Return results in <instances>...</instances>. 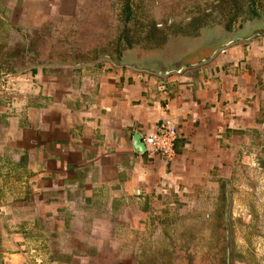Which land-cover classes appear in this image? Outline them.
I'll use <instances>...</instances> for the list:
<instances>
[{
	"label": "crops",
	"instance_id": "0c3cea01",
	"mask_svg": "<svg viewBox=\"0 0 264 264\" xmlns=\"http://www.w3.org/2000/svg\"><path fill=\"white\" fill-rule=\"evenodd\" d=\"M81 5L82 0H0V63L34 62L28 35L50 21L75 20ZM104 62L109 66L101 73L81 75ZM58 64L42 59L31 67L53 98H36L18 117L0 102V264H91L90 254L71 242L62 247L61 229L56 232L60 212L77 214L81 204L102 209L150 201L159 185L171 184L179 193L183 182L199 183L226 165L237 169V144L264 110L262 101L256 110L249 106L255 96L258 101L253 75L163 79L107 60ZM165 119L177 124L180 136L172 168L134 146L136 134L143 139ZM223 187L231 197V180Z\"/></svg>",
	"mask_w": 264,
	"mask_h": 264
},
{
	"label": "rangeland",
	"instance_id": "374dc122",
	"mask_svg": "<svg viewBox=\"0 0 264 264\" xmlns=\"http://www.w3.org/2000/svg\"><path fill=\"white\" fill-rule=\"evenodd\" d=\"M28 39L34 62L0 63V102L10 105L14 117L36 98H53L39 83V72L31 70L42 59H124L144 75L190 65L195 67L180 75H253L259 102L255 96L249 106L256 110L264 103V0H82L75 20L47 22ZM230 41L238 45L221 50ZM105 66L86 67L81 75L101 73ZM255 120L249 137L243 135L235 148L237 169L226 165L199 183L180 182L179 193L169 189L171 184L159 185L150 201L133 199L102 209L79 203L77 214L60 212L56 232H62V247L71 242L90 254L91 264H264V126L258 127L264 110ZM228 180L234 187L229 238L222 188ZM113 234L109 240L91 238Z\"/></svg>",
	"mask_w": 264,
	"mask_h": 264
},
{
	"label": "built area",
	"instance_id": "2783aa9c",
	"mask_svg": "<svg viewBox=\"0 0 264 264\" xmlns=\"http://www.w3.org/2000/svg\"><path fill=\"white\" fill-rule=\"evenodd\" d=\"M177 124L170 119L160 123L157 130L144 137L147 153L151 158H160L165 165L172 168L176 160V144L179 140Z\"/></svg>",
	"mask_w": 264,
	"mask_h": 264
},
{
	"label": "water",
	"instance_id": "95a60500",
	"mask_svg": "<svg viewBox=\"0 0 264 264\" xmlns=\"http://www.w3.org/2000/svg\"><path fill=\"white\" fill-rule=\"evenodd\" d=\"M235 45H238L237 43H235L234 41H230L229 43H227L226 45H225V47H223L221 50H224V49H226V48H229V47H233V46H235ZM102 60H107V61H110L111 63H113L114 65H117V66H121V67H131V68H135V69H137V70H141L140 68H138L137 66H132V65H130V64H127L126 63V61H124V59L121 61V62H119V61H114V60H112V59H110L109 57H103V56H99L98 58H96V59H93V60H90V61H88V62H95V61H102ZM205 61V60H204ZM88 62H82V63H68L70 66H71V64H72V66L73 65H85V64H87ZM62 65H65V63H61ZM61 64H58V65H61ZM187 67H195V65H190V66H187ZM187 67H182L181 69H179V70H176V71H171V72H166L165 74H154L153 72H149V71H145V72H147V73H150V74H152V75H157V76H159V77H161V78H163V79H165V78H168V77H170V76H174V75H172V74H174V73H176V74H178V75H180V74H182L183 72H184V70L187 68ZM141 71H144V70H141ZM134 146H135V149L137 150V151H139L140 153H145L146 152V150H147V148H146V145H145V143L143 142V140H142V137H141V135L140 134H136L135 135V137H134ZM226 198H227V210H226V213H225V217H224V221H225V223H226V226H227V228H228V231H227V235H228V238H229V236H230V231H229V224L231 223L230 222V209H231V202H230V193L229 192H227V195H226ZM232 254H231V250H230V248L228 249V257L230 258V256H231Z\"/></svg>",
	"mask_w": 264,
	"mask_h": 264
},
{
	"label": "flooded vegetation",
	"instance_id": "af4514ba",
	"mask_svg": "<svg viewBox=\"0 0 264 264\" xmlns=\"http://www.w3.org/2000/svg\"><path fill=\"white\" fill-rule=\"evenodd\" d=\"M143 140V139H142ZM144 142V141H143ZM147 148V147H146ZM145 153H147V150H146V152Z\"/></svg>",
	"mask_w": 264,
	"mask_h": 264
}]
</instances>
